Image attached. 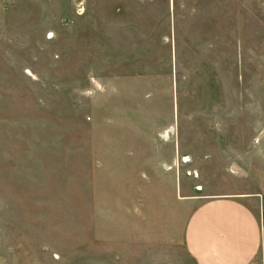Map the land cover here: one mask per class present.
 <instances>
[{"label":"rangeland","instance_id":"rangeland-1","mask_svg":"<svg viewBox=\"0 0 264 264\" xmlns=\"http://www.w3.org/2000/svg\"><path fill=\"white\" fill-rule=\"evenodd\" d=\"M259 192L264 0H0V264H195Z\"/></svg>","mask_w":264,"mask_h":264},{"label":"crops","instance_id":"crops-1","mask_svg":"<svg viewBox=\"0 0 264 264\" xmlns=\"http://www.w3.org/2000/svg\"><path fill=\"white\" fill-rule=\"evenodd\" d=\"M183 244L195 264H264V193L211 195L197 202Z\"/></svg>","mask_w":264,"mask_h":264}]
</instances>
